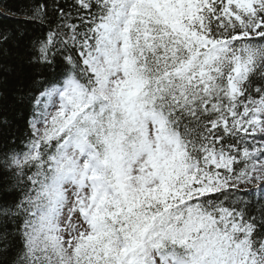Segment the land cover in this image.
Returning a JSON list of instances; mask_svg holds the SVG:
<instances>
[{
    "label": "snow or ice",
    "instance_id": "obj_1",
    "mask_svg": "<svg viewBox=\"0 0 264 264\" xmlns=\"http://www.w3.org/2000/svg\"><path fill=\"white\" fill-rule=\"evenodd\" d=\"M18 13L0 264H264V0Z\"/></svg>",
    "mask_w": 264,
    "mask_h": 264
},
{
    "label": "trees",
    "instance_id": "obj_2",
    "mask_svg": "<svg viewBox=\"0 0 264 264\" xmlns=\"http://www.w3.org/2000/svg\"><path fill=\"white\" fill-rule=\"evenodd\" d=\"M24 0H0V29H10L12 31H18L23 28L33 30L32 25H25L22 21L23 18L19 16L18 10L23 7ZM17 13L14 15L13 13ZM27 37H25V40ZM24 44V41H21ZM23 48L17 49L12 45L8 46V53L5 54L0 50V79L5 81L0 83V106L5 108L10 117L13 119L14 127H18L22 124V118L19 113L22 111L16 104V87L18 84V76L15 71L6 72L5 68H15L18 64V54Z\"/></svg>",
    "mask_w": 264,
    "mask_h": 264
}]
</instances>
